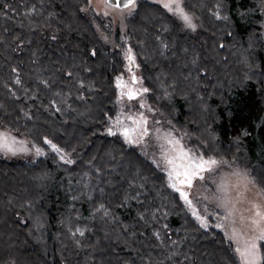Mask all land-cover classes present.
I'll list each match as a JSON object with an SVG mask.
<instances>
[{
    "label": "trees",
    "instance_id": "1",
    "mask_svg": "<svg viewBox=\"0 0 264 264\" xmlns=\"http://www.w3.org/2000/svg\"><path fill=\"white\" fill-rule=\"evenodd\" d=\"M254 2L184 0L193 30L160 2L140 0L122 30L90 0H0V124L42 150L0 156V264H240L216 208L202 226L197 178L194 210L148 133L134 140L116 119L155 108L193 153L251 155L264 189V40ZM129 54L149 90L143 99L121 96L116 84ZM186 163L176 159V171Z\"/></svg>",
    "mask_w": 264,
    "mask_h": 264
},
{
    "label": "rangeland",
    "instance_id": "2",
    "mask_svg": "<svg viewBox=\"0 0 264 264\" xmlns=\"http://www.w3.org/2000/svg\"><path fill=\"white\" fill-rule=\"evenodd\" d=\"M151 1L159 3V0H151ZM90 2L92 4V8L96 10L97 13L101 15L104 14L107 16L108 20L110 21L108 24L109 25L111 24L110 25L111 27H113L114 29L121 28L122 30L123 28L125 29L126 27L125 24L126 18L129 17L130 14H133L134 11L137 12L141 8L140 0L139 1L136 0V4L134 8L114 7L108 3H105L104 0H90ZM182 2H184V0H181V3ZM252 8H255L256 11L260 12V14L262 15L260 16L258 22L262 26L260 33L262 34L264 40V0H255L254 7ZM184 10L186 12L185 7ZM252 12H254V10H252ZM161 13L168 15V13L165 12H161ZM187 14L192 19V16L189 13ZM218 14L219 17L221 16L226 17L224 14H220V13ZM148 16L146 17L147 19H149ZM177 19H179L180 22L185 24V27H187L186 23L179 16ZM193 20L194 19H192V23L195 25V28L192 29L195 30L197 28V22ZM188 29H191V27H188ZM191 32L195 33L194 31ZM134 63L135 61L131 64V66ZM129 67L130 65L128 61L127 70H129ZM133 75H135V77L137 78L135 83L132 82ZM117 77H121L122 80L125 83H127L129 88H133L135 90H141L145 88L142 85V82L137 73L132 74L129 73V71H127V74L123 73L118 75ZM116 84H117V78H116ZM118 89L120 92L122 91L121 88ZM126 90L127 89H124V91ZM143 94L144 93L142 92L139 95V99H143ZM156 111L157 110L155 108L154 109L152 108L151 111L147 109L148 113L146 114L143 113L145 117L146 116L149 117V123H148L149 129L147 133L150 138L149 145L151 146V149L156 152V149L154 148V146H156L158 148V153H160L161 156L165 158L166 157L171 158L170 154H174V153L179 155L178 146L174 144H170L168 142L169 140L180 141V136L177 130L173 126H171L166 120L158 119V113ZM119 117H120L119 121L123 127V130L128 129L134 140H137L139 137L143 135L142 127H144L145 125L141 127L133 123V120L137 119L138 115L136 116L119 115ZM129 117H132V119H129ZM120 124H117L118 128L121 127ZM0 133L10 134V137H14L15 140L17 141L16 144L17 148L26 149V151H17L15 154H13L12 152L0 150L1 157H5L11 160H19L28 157L31 158V156L36 153V150L33 149L29 141L26 138H24V136L18 134L17 131H12L8 128L3 127L0 124ZM183 148L185 150H188L185 146H183ZM152 150L151 152L154 156L155 153ZM170 151L172 153H170ZM194 154L197 156L199 155L198 153H194ZM250 156L251 155H248L246 159L240 154L237 158L233 160L224 161L225 163H220L217 166H214L211 172L204 171L203 173H201L204 179H200L199 177H196L197 178L196 185L191 188V190H194L196 188V191L192 192V199L194 200L197 199L198 203H202L201 213L198 214L199 218L200 219L202 218L204 222L208 224L210 220L208 216V212H211L209 211L210 208H216V210L213 211L214 213L211 212V214L212 215L215 214L214 216L218 224L220 225L219 227L226 233L228 239H230L233 242L235 248H237L239 244L236 242L235 239L232 238L233 229L241 231L243 233V238H248L255 235L253 226L250 224V218L253 217L255 211L253 205L259 204L261 205L262 210H264V189L261 187V185L258 183V181L251 172V166L249 160ZM155 157L156 154L154 156V160H156ZM156 161L158 163H161L162 162L161 157L160 158L158 157ZM177 169H179L178 171L180 172V168ZM181 180L183 179L182 178L179 179V182ZM178 185L180 187V192L186 193L188 200L191 201V196L188 194V192L190 191V187L184 183H180ZM190 205L192 206V208H194V210H196V202L192 203L191 201ZM241 217L244 218L243 221L241 220Z\"/></svg>",
    "mask_w": 264,
    "mask_h": 264
},
{
    "label": "snow or ice",
    "instance_id": "3",
    "mask_svg": "<svg viewBox=\"0 0 264 264\" xmlns=\"http://www.w3.org/2000/svg\"><path fill=\"white\" fill-rule=\"evenodd\" d=\"M105 3H109V0H104ZM123 3V7L125 8H134L136 4V0H117V3L115 6L119 7L120 3ZM159 2L162 3L163 7L167 9L169 12H172L175 15H178L188 27L195 28V25L192 23L191 17L185 12L184 8L181 6V0H159ZM127 59L129 60V71H131V64L134 62V57L131 56V54L128 55ZM137 78L135 75L132 77V82L135 83ZM19 83V81H17ZM117 87L121 88V96H127L129 100L134 99L136 96L140 95L142 92L146 93L149 90L147 88H143L141 90H135L133 88H129L127 83H125L121 77H117ZM124 89H127L124 91ZM141 107H144V104L141 103ZM151 110V109H149ZM129 119H132V117H129ZM116 123L119 124V117L116 120ZM133 123L137 126H143L147 124V118L144 116L143 113L138 114V118L133 120ZM134 130V129H133ZM109 134H115L112 132L111 129L108 130ZM148 132V129L146 127H142V134L146 135ZM128 129H125V134L127 135ZM170 135V134H169ZM46 143L50 144L53 150L55 151H61L57 148L55 144H52L51 141L46 140ZM170 144H174L178 146V156H174L170 159H167V162L171 165H173V172L175 173L176 178L179 180L181 176L184 177L183 180H181V183L187 184L189 187L192 184V180L196 177H199L200 179H204L203 173L204 171L211 172L213 170L214 166H217L220 163H225L224 161H217L211 157L205 159L203 155H195L193 153V150L188 149L185 150L182 145H180L178 140H169ZM17 141L14 137H10V134L6 133H0V150L12 152L15 154L17 151H26L24 148H17L16 147ZM37 153H41V149H36ZM63 158V157H62ZM176 159H180L182 161H187L186 164H182L181 167H183V172L176 171ZM71 163L72 161H68ZM173 173H170V177ZM172 187L176 188V184H173ZM177 191H180V189L177 188ZM182 198L185 199V201L189 204H191V201L188 200L187 194L184 192H181ZM103 207V206H101ZM254 215L250 218V224L253 226V230L255 231V235L243 238V233L241 231H238L236 229H233V239L236 240V242L239 244V246L235 249V251L239 254L240 258V264H264V252L261 250L260 242H264V210H262L261 205L254 204ZM199 218V217H198ZM241 220L243 221L244 218L241 217ZM202 226L207 227V224L204 222V220L201 218ZM218 227L220 225H217ZM83 233H81L82 235ZM242 241V242H241Z\"/></svg>",
    "mask_w": 264,
    "mask_h": 264
},
{
    "label": "flooded vegetation",
    "instance_id": "4",
    "mask_svg": "<svg viewBox=\"0 0 264 264\" xmlns=\"http://www.w3.org/2000/svg\"><path fill=\"white\" fill-rule=\"evenodd\" d=\"M129 61V60H128ZM137 70H138V65L136 64V62L131 66V71H129V73H132V74H134V73H137ZM138 74V73H137ZM183 170L184 169H182L180 172H183ZM173 176H175V175H173ZM184 179V177L183 176H181L180 177V179ZM193 181V180H192ZM179 182V180L176 178V176L175 177H172V183L173 184H176L177 185V188L178 189H180V187H179V185L178 184H180V182Z\"/></svg>",
    "mask_w": 264,
    "mask_h": 264
},
{
    "label": "water",
    "instance_id": "5",
    "mask_svg": "<svg viewBox=\"0 0 264 264\" xmlns=\"http://www.w3.org/2000/svg\"><path fill=\"white\" fill-rule=\"evenodd\" d=\"M116 3H117V0H109V4L116 5ZM121 6H123L122 2L120 3L119 7H121Z\"/></svg>",
    "mask_w": 264,
    "mask_h": 264
}]
</instances>
